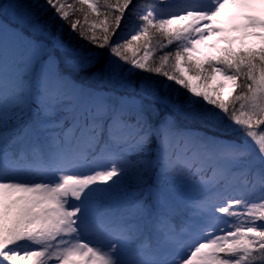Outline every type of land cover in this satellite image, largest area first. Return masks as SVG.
Returning a JSON list of instances; mask_svg holds the SVG:
<instances>
[{
  "label": "snow or ice",
  "instance_id": "6c2138e0",
  "mask_svg": "<svg viewBox=\"0 0 264 264\" xmlns=\"http://www.w3.org/2000/svg\"><path fill=\"white\" fill-rule=\"evenodd\" d=\"M257 2L0 0V264H264Z\"/></svg>",
  "mask_w": 264,
  "mask_h": 264
},
{
  "label": "rangeland",
  "instance_id": "374dc122",
  "mask_svg": "<svg viewBox=\"0 0 264 264\" xmlns=\"http://www.w3.org/2000/svg\"><path fill=\"white\" fill-rule=\"evenodd\" d=\"M236 13V15L238 17H242L245 14H252V15H261L262 12H264V5H260L258 2L254 3L253 5H251L249 8H242V9H234L232 10ZM237 23H242L241 19H237L236 21ZM230 36L235 37V36H239L240 33L235 32V33H229ZM216 40V38H213V42ZM258 43V41H256ZM250 43H254V41H250ZM228 91H230V89H225L224 92L225 94L228 93Z\"/></svg>",
  "mask_w": 264,
  "mask_h": 264
},
{
  "label": "trees",
  "instance_id": "16d2710c",
  "mask_svg": "<svg viewBox=\"0 0 264 264\" xmlns=\"http://www.w3.org/2000/svg\"><path fill=\"white\" fill-rule=\"evenodd\" d=\"M24 2L28 3V2H31V0H24ZM49 15H51V14L49 13ZM45 18H47V17H45ZM80 19H81V22H83V17L82 16L80 17ZM57 23H60V22L57 21ZM64 33H66V34L69 33V28H68V26L66 24L64 25ZM71 35H72L73 41H75V39H76L75 34L73 33ZM81 43H83V42L81 41ZM254 43H257V42L254 41ZM53 55L56 56L57 58H59V53H53ZM153 78L157 79L158 77H153ZM95 86H100V85L97 83Z\"/></svg>",
  "mask_w": 264,
  "mask_h": 264
}]
</instances>
